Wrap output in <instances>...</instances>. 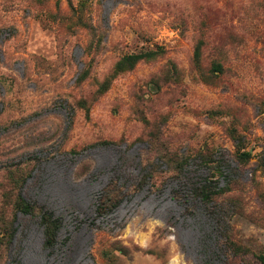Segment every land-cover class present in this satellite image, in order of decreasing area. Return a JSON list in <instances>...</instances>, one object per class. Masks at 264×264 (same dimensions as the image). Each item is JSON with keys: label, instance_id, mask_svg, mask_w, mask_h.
<instances>
[{"label": "rangeland", "instance_id": "1", "mask_svg": "<svg viewBox=\"0 0 264 264\" xmlns=\"http://www.w3.org/2000/svg\"><path fill=\"white\" fill-rule=\"evenodd\" d=\"M157 50L97 96L123 56ZM202 159L221 164L217 187L239 203L225 224L255 263L264 0H0V264H223L220 212L193 195ZM111 182L124 198L99 215ZM18 191L60 219L53 249L14 211Z\"/></svg>", "mask_w": 264, "mask_h": 264}, {"label": "trees", "instance_id": "2", "mask_svg": "<svg viewBox=\"0 0 264 264\" xmlns=\"http://www.w3.org/2000/svg\"><path fill=\"white\" fill-rule=\"evenodd\" d=\"M77 20L79 23L82 22L81 15L77 16ZM199 46H197L195 50V60L198 61L199 58ZM162 51L157 50L156 52H141L137 54H130L123 56L120 60H118L114 66L111 73L105 77V79L98 85L97 88V96H101L105 94L110 86L112 81L119 75L130 72L134 69V67L141 61H149L152 60L155 56H157ZM211 71L222 72L221 67L218 64L212 66ZM80 107L85 111L86 115L88 114V108L85 103L80 102ZM238 141V139H235ZM111 144V143H109ZM108 143H103V145H109ZM239 162H243L247 160L250 155L249 153H237L235 155ZM184 162V163H183ZM187 164V160H181L176 164V167L173 169L176 179H179L183 175L184 165ZM200 164L203 165L210 171L209 178L204 180L202 183L200 182L193 189V195L195 198L199 199L202 204L208 207H212L214 210H218L220 212V218L216 222H223L224 225L221 228V240L220 245L218 246L219 250L223 251L224 261L223 264H264V254L256 255L255 263H251L249 258V251L243 248L241 245L237 243L234 239V235L232 232V228L225 224V220L229 219L236 215V210L239 208V203L236 201H228L225 198V194L228 192L227 189H218L217 187V179L214 177H221L223 174L221 172V164L214 163L209 159H202ZM143 171H146L145 168H142ZM153 179V176L149 174L145 176L144 182L149 183ZM142 186H140L137 190H141ZM124 198L123 189L117 186L116 182L109 183L102 196L97 199L96 210L99 215H105L107 213L112 212L116 209ZM12 207L16 213H19L23 216H34L37 215L38 222L43 229V238H44V247L47 250L53 249L57 244V236L58 232L61 228L60 219L54 217V215L45 210H38L35 206L28 204V202L20 195L18 191L15 200L12 203ZM215 215V213H213ZM218 215V214H217ZM220 219V220H219ZM223 219V221H222ZM1 223V217H0ZM5 228V226H4ZM4 230V229H3ZM11 230V223L7 224V227L4 231L8 233ZM10 235V233H9ZM8 237V236H7ZM9 238V237H8ZM215 253L213 254V257ZM213 259V258H211Z\"/></svg>", "mask_w": 264, "mask_h": 264}]
</instances>
